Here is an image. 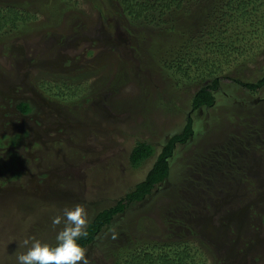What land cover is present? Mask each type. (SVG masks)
Masks as SVG:
<instances>
[{
    "label": "rangeland",
    "instance_id": "374dc122",
    "mask_svg": "<svg viewBox=\"0 0 264 264\" xmlns=\"http://www.w3.org/2000/svg\"><path fill=\"white\" fill-rule=\"evenodd\" d=\"M21 1L36 19L0 35V264H16L33 240L56 245L65 209L83 207L85 229L144 179L188 116L195 131L175 144L168 177L97 233L88 264H110L108 235L130 229L147 241L188 239L200 264H264V87L251 93L238 83L264 75V40H253L256 57L225 70L236 81L222 83L215 103L195 109L210 79L197 85L164 67L177 35L165 26L102 14L93 0H73L65 12L52 0ZM152 40L167 50L154 53ZM68 87L79 95H57ZM137 141L156 152L133 166Z\"/></svg>",
    "mask_w": 264,
    "mask_h": 264
},
{
    "label": "trees",
    "instance_id": "16d2710c",
    "mask_svg": "<svg viewBox=\"0 0 264 264\" xmlns=\"http://www.w3.org/2000/svg\"><path fill=\"white\" fill-rule=\"evenodd\" d=\"M61 1L64 3H60V0H52L51 5L57 11L65 12L67 9H73L76 0ZM92 2L93 7L102 14L112 11L114 14L121 13L135 24L142 22L143 25H154L159 28L163 25L168 32L177 34L172 37L173 49H170L172 53L164 67L175 70L184 78L190 79V83L197 85L202 84L197 81L198 77L203 80L210 79L209 83L200 86L194 94L192 104L195 109L213 105L216 99L215 91L221 89L222 83L236 81V78L228 76L225 70L236 63L237 59L248 58L254 50L257 51L256 57L260 47L253 40H264V0H93ZM27 5L28 2L21 0H0V35L12 33L14 30L26 31L29 22L36 19L35 13L31 14ZM154 43L156 47L159 42L152 40L153 50H155ZM160 50L166 51L167 48L162 46L153 52ZM192 69L197 76L191 75ZM90 73L91 71L83 72L82 76L72 79L80 81ZM238 83L251 93L257 92L259 88L264 87V75L255 82L239 80ZM68 88L67 92L59 91L57 95L60 97L67 95L69 98L79 95V92L72 94L74 90ZM17 106L23 113L29 112L32 108L30 103L25 101ZM193 128L192 117L188 116L182 132L173 135L161 148L144 179L114 206L102 209L92 218L84 229L86 234L77 239V243L82 248L89 247L97 233L110 227L113 219L125 210L128 202L143 200L163 183L169 175V158L175 144L185 143L195 131ZM155 152L153 144L137 141L131 150L130 161L133 166H138ZM236 160L237 157L234 156L228 160V164L234 165ZM177 206H180L179 202ZM181 223L184 224L183 221ZM186 227L189 230L193 228L191 225ZM114 233L108 235L109 238L103 247L105 258L110 264H200L194 245L188 239H176L174 236L175 238L172 239L147 241L131 229L122 236Z\"/></svg>",
    "mask_w": 264,
    "mask_h": 264
},
{
    "label": "clouds",
    "instance_id": "9594fccd",
    "mask_svg": "<svg viewBox=\"0 0 264 264\" xmlns=\"http://www.w3.org/2000/svg\"><path fill=\"white\" fill-rule=\"evenodd\" d=\"M64 227L56 234V245L50 246L39 240H33L27 251L16 256V264H88L86 251L77 239L85 235L86 212L77 205L63 212ZM52 223L58 225L61 218L56 217ZM25 245L28 240L23 242Z\"/></svg>",
    "mask_w": 264,
    "mask_h": 264
}]
</instances>
